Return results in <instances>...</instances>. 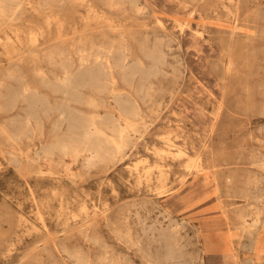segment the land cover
Wrapping results in <instances>:
<instances>
[{"label": "rangeland", "instance_id": "374dc122", "mask_svg": "<svg viewBox=\"0 0 264 264\" xmlns=\"http://www.w3.org/2000/svg\"><path fill=\"white\" fill-rule=\"evenodd\" d=\"M137 2L144 8L140 14L128 1L30 0L17 20L0 23V85L5 83L0 87V126L12 118L4 116L13 111L1 109L9 89L24 84L50 103H60L63 95L47 85L55 86L65 76L63 66L78 72L81 56L88 55L91 62L96 49L113 42L128 50L129 62L137 58L148 65L141 46L146 37L162 35L160 27L169 45L167 77L152 79L155 89L166 90H158L152 99L134 93L144 124L113 161L90 169L83 168L81 160L72 161L70 173L69 158L43 154L66 127L54 132L55 115L39 118L40 127L29 123L16 143L0 131V233L61 231L67 219L74 224L86 212L105 213L112 221L129 213L147 225L167 216L165 220L184 223L179 235L187 252L200 255L201 264H264V210L258 244L239 248L236 243L240 214L248 208L239 192L254 168L234 173L229 183L224 174L214 177L211 171L199 174L189 167L200 154L208 161L209 151L218 163L248 162L264 153V0H244L236 18L231 16L235 7L228 13L226 0ZM234 25L240 29L236 34L231 32ZM227 47L233 51L232 61ZM114 74L115 87L129 91L117 71ZM169 89L178 92L172 99ZM82 92L87 101L95 98L97 106L86 98L81 104L71 102L78 115L96 116L97 121L117 116L107 95ZM24 107L20 102L14 118H23ZM162 173L166 176L160 181ZM30 243L28 239L23 247ZM23 247L15 254L22 255ZM0 264H7L3 253Z\"/></svg>", "mask_w": 264, "mask_h": 264}, {"label": "bare ground", "instance_id": "6f19581e", "mask_svg": "<svg viewBox=\"0 0 264 264\" xmlns=\"http://www.w3.org/2000/svg\"><path fill=\"white\" fill-rule=\"evenodd\" d=\"M107 1L116 4L128 1L137 14L144 10L139 8L138 0ZM226 2L230 15L233 13L230 8L235 7L236 13L231 16L236 18L244 0H226ZM27 4H30V0H0V23L4 25L13 23L20 17ZM177 27L183 29L184 25L177 24ZM258 27L257 24L254 27L257 32ZM160 28L162 35L156 34L153 39L146 37V42L141 46L144 59L149 61L148 65L137 58L129 62L128 50L125 47L116 48L111 42L108 46L96 49L91 62L88 55L81 56V68L78 72H69L67 66H63L65 76L58 80L57 85L53 86L51 83L47 85L52 92L63 95L64 100L60 103H50L47 96L35 89L31 90L24 84L9 89L4 96L7 102L1 109L9 113L13 111L8 116H4L5 119L12 118L9 119L8 126H0L1 133L5 135L7 141L16 143L29 123L34 121L39 126V118L42 116L50 118L55 115L54 132H60L63 125L66 127L63 134L43 148V154L52 157L57 153L61 159L69 158L67 170L70 173L74 171L70 168L72 161L81 160L83 168L90 169L122 156L132 142L133 134L139 132L141 125L144 124L143 113L133 98L134 93L152 99L158 90H161L160 92L166 90L155 89L152 83V79L167 77L165 66L169 56L166 50L169 47L168 36L165 29ZM239 30L235 25L231 28L232 34H236ZM261 32L264 39V25ZM195 40L198 38L195 37ZM261 47L264 48V44ZM232 55L233 51L227 47V57L230 61ZM116 71L129 91L122 92L115 87ZM14 75L10 72L9 78ZM15 79L19 82L21 80L18 75ZM4 86L3 82L0 87ZM83 89H92L96 94L107 95L113 102L117 116L107 115L97 121L96 116L86 119L78 115L70 103L81 104L85 98L87 101ZM168 92L171 99L178 93L174 89H169ZM20 102L25 105L22 119L14 118L20 113L18 111ZM87 102L97 106L95 98H90ZM155 103L159 106L161 100ZM16 108L18 109L14 110ZM213 130L212 127L209 131L213 132ZM183 152L180 151L179 155L184 154ZM207 156L209 159L204 162L200 154L196 161L190 162L189 167L196 169L199 174L206 170L211 171L214 177L224 174L229 183H232L234 173L248 171L247 167L254 168L244 180L243 188L239 192L246 197L248 208L246 212L240 214V234L236 243L239 248L247 244L256 246L260 232L257 229L260 222L259 215L264 210V153L247 159L248 162L230 163H218L217 158L210 151ZM165 176L162 173L158 179L162 181ZM40 212L39 209L38 214ZM166 218L167 216L158 218L152 225H147L141 217L135 219L129 213H121L116 221H112L105 213L86 212L74 224L67 219L66 227L61 231L24 232L16 229L1 232L0 253L5 255L7 264H201L203 261L200 255L194 256L187 252L186 243L182 242V237L179 235L180 226H184V223L175 221L171 217L168 220H165ZM28 239L31 243L23 247ZM22 247L25 251L22 255H16L15 252Z\"/></svg>", "mask_w": 264, "mask_h": 264}]
</instances>
